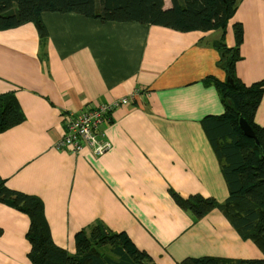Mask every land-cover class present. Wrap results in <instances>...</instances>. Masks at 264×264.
Listing matches in <instances>:
<instances>
[{
  "label": "crops",
  "instance_id": "obj_1",
  "mask_svg": "<svg viewBox=\"0 0 264 264\" xmlns=\"http://www.w3.org/2000/svg\"><path fill=\"white\" fill-rule=\"evenodd\" d=\"M42 47L32 23L0 31V94L15 91L26 119L0 133V175L40 197L57 245L76 252L83 230L99 221L125 232L156 264L187 257L260 258L217 208L197 218L173 199L199 194L223 202L228 185L202 121L224 105L222 29L178 31L135 22H101L44 12ZM244 42L235 72L264 79V0H241L223 43ZM140 89L135 104L115 108L102 126L111 148L96 155L58 149L68 115ZM67 113V114H66ZM66 114V115H63ZM264 128V94L255 114ZM29 217L0 202V264H31Z\"/></svg>",
  "mask_w": 264,
  "mask_h": 264
},
{
  "label": "trees",
  "instance_id": "obj_2",
  "mask_svg": "<svg viewBox=\"0 0 264 264\" xmlns=\"http://www.w3.org/2000/svg\"><path fill=\"white\" fill-rule=\"evenodd\" d=\"M167 1L0 0V31L32 23L44 47L49 35L43 20L44 12L76 13L101 22H135L178 31L222 29L219 40L223 45L222 65L231 82L227 78L224 82L213 80L224 105V112L204 118L202 125L220 161L228 185V196L220 203L213 197L199 194L185 199L173 189H170V194L181 208L192 211L197 218L215 207L220 208L242 237H251L264 252V128L255 121L264 94V79L247 84L236 75L235 65L241 57L239 51L244 42L241 22L233 25L235 46L226 48L223 43L227 23L241 1ZM137 90L139 94L138 88L131 93ZM240 117L250 124L258 144L242 132ZM25 119L15 91L0 94V133ZM0 202L29 217L26 238L30 243L28 256L31 264H156L154 258L145 250H140L127 233L112 231L99 221L84 228L83 238L76 243V252L70 253L54 241L43 200L36 195L10 188L1 175ZM178 264H264V256L245 259L210 255L187 257Z\"/></svg>",
  "mask_w": 264,
  "mask_h": 264
},
{
  "label": "built area",
  "instance_id": "obj_3",
  "mask_svg": "<svg viewBox=\"0 0 264 264\" xmlns=\"http://www.w3.org/2000/svg\"><path fill=\"white\" fill-rule=\"evenodd\" d=\"M137 93L138 90L110 102L89 105L81 113L68 115V123L57 145L58 149H69L75 153H81L85 146L96 155L106 152L112 145L108 140L100 139L106 133L102 126L111 122L110 114L115 108L135 104Z\"/></svg>",
  "mask_w": 264,
  "mask_h": 264
},
{
  "label": "water",
  "instance_id": "obj_4",
  "mask_svg": "<svg viewBox=\"0 0 264 264\" xmlns=\"http://www.w3.org/2000/svg\"><path fill=\"white\" fill-rule=\"evenodd\" d=\"M227 80L229 82H231V80L229 78H227ZM239 125H240V128L242 129V132L247 137L254 139L256 141V144H258V140H257V138L255 136V133H254L252 127L250 126V124L243 117H240Z\"/></svg>",
  "mask_w": 264,
  "mask_h": 264
},
{
  "label": "rangeland",
  "instance_id": "obj_5",
  "mask_svg": "<svg viewBox=\"0 0 264 264\" xmlns=\"http://www.w3.org/2000/svg\"><path fill=\"white\" fill-rule=\"evenodd\" d=\"M241 1V0H240ZM239 1V2H240ZM168 3H169V0L167 1ZM229 22V21H228ZM132 23V22H131ZM228 24V23H227ZM226 46V48H230V47H228L227 45H225ZM234 46H235V44H234ZM240 52V51H239ZM240 54H241V52H240ZM228 55V54H227ZM222 56H223V54H222ZM241 57H242V55H241ZM244 82V81H243ZM262 99V98H261ZM261 101V100H260ZM260 104V103H259ZM111 115V114H110ZM110 119H111V117H110ZM242 130V129H241ZM214 148V147H213ZM205 197V196H204ZM210 198H212V197H210ZM215 199V198H214ZM216 200V199H215ZM218 201V200H217ZM219 202V201H218ZM220 203H222V202H220ZM215 208H217V209H219L218 207H215ZM214 208V209H215ZM208 214V213H207ZM227 220L229 221V219L227 218ZM232 225V224H231ZM233 226V225H232ZM233 228H234V226H233ZM235 229V228H234ZM236 230V229H235ZM236 232L238 233V235L240 236V237H242V235H241V233L238 231V230H236ZM243 238V237H242ZM257 246H259L258 244H257V242L255 241V240H253L251 237H249ZM260 247V246H259ZM261 248V247H260ZM149 254V253H148ZM151 256V255H150ZM204 256H206V255H204ZM152 257V256H151ZM197 257H201V256H197ZM153 258V257H152ZM250 258H253V257H250ZM233 259H238V258H233ZM245 259V258H244Z\"/></svg>",
  "mask_w": 264,
  "mask_h": 264
},
{
  "label": "bare ground",
  "instance_id": "obj_6",
  "mask_svg": "<svg viewBox=\"0 0 264 264\" xmlns=\"http://www.w3.org/2000/svg\"><path fill=\"white\" fill-rule=\"evenodd\" d=\"M225 178V177H224ZM227 183V182H226ZM246 238H249V237H246Z\"/></svg>",
  "mask_w": 264,
  "mask_h": 264
}]
</instances>
